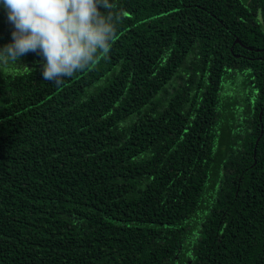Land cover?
Returning a JSON list of instances; mask_svg holds the SVG:
<instances>
[{
  "label": "trees",
  "instance_id": "obj_1",
  "mask_svg": "<svg viewBox=\"0 0 264 264\" xmlns=\"http://www.w3.org/2000/svg\"><path fill=\"white\" fill-rule=\"evenodd\" d=\"M113 3L61 84L0 65V264H264V0Z\"/></svg>",
  "mask_w": 264,
  "mask_h": 264
},
{
  "label": "clouds",
  "instance_id": "obj_2",
  "mask_svg": "<svg viewBox=\"0 0 264 264\" xmlns=\"http://www.w3.org/2000/svg\"><path fill=\"white\" fill-rule=\"evenodd\" d=\"M0 7L12 25L11 42L0 46V65L19 66L36 53L43 80L57 85L109 51L126 15L113 0H0Z\"/></svg>",
  "mask_w": 264,
  "mask_h": 264
},
{
  "label": "rangeland",
  "instance_id": "obj_3",
  "mask_svg": "<svg viewBox=\"0 0 264 264\" xmlns=\"http://www.w3.org/2000/svg\"><path fill=\"white\" fill-rule=\"evenodd\" d=\"M227 113H228V115H230V112H227ZM177 264H188V263L178 261Z\"/></svg>",
  "mask_w": 264,
  "mask_h": 264
},
{
  "label": "water",
  "instance_id": "obj_4",
  "mask_svg": "<svg viewBox=\"0 0 264 264\" xmlns=\"http://www.w3.org/2000/svg\"><path fill=\"white\" fill-rule=\"evenodd\" d=\"M236 41H239V39H237Z\"/></svg>",
  "mask_w": 264,
  "mask_h": 264
}]
</instances>
